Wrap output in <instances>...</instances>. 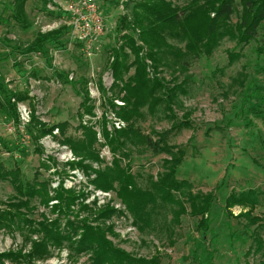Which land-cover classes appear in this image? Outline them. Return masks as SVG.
<instances>
[{
	"label": "rangeland",
	"instance_id": "1",
	"mask_svg": "<svg viewBox=\"0 0 264 264\" xmlns=\"http://www.w3.org/2000/svg\"><path fill=\"white\" fill-rule=\"evenodd\" d=\"M10 1L6 0L7 9H4L0 21V84L3 90L27 93L33 97L36 114L43 123L52 126L67 122L65 136L80 137L81 132L77 130L81 113L79 104L85 87L95 109L93 117L83 116V124L92 123L98 132L97 139L103 142L99 129L102 113H106L108 130L115 123V116L106 105L112 94L106 51L115 45L118 19L127 15L132 5L141 0H93L92 18L100 17L103 27L93 41L90 39L91 44L85 43L84 30L76 24V18H80L81 14L74 15L69 11L66 7L68 1L60 0L64 2L62 4L53 1L51 5L43 6L40 0H27L29 28L26 30L7 20ZM69 1L76 5L81 0ZM170 1L182 7L191 0ZM79 7L83 8L80 4ZM235 20L233 16V23ZM53 30L61 32L45 43L42 50L24 52L38 33ZM168 42L184 52L183 42ZM255 44L253 42L245 47L239 58L224 71L221 69L227 64V54L236 51L235 42L228 38L220 40L210 57L202 56L190 61L187 71L173 63L170 69L163 68L160 77L168 82L175 80L180 83L185 77H191L189 81L185 80L186 93L177 96L169 116L162 107L153 115L143 109L144 117L137 120L144 133L156 138V134L168 130L175 121L188 119L189 126L179 134H170L168 144L184 150L176 178L191 183L193 194L211 193L214 197L210 223L205 231L196 228L199 218L179 214L176 207L159 203L154 208L151 227L139 230L114 192L94 188L77 169L69 171L66 164L78 159L60 144L62 137L57 130L53 136L48 135L37 144L31 140L25 130L30 115L27 102L17 103L18 123L0 112V162L7 169L19 167L27 181H31L38 172V180L48 181L51 188L62 183L65 189L84 195L83 204L90 210L79 213L78 219L88 217L91 221L99 209H114L116 214L100 221L99 225L110 227L112 234L106 232L107 238L133 258L149 260L157 257L159 264H259L264 261V256L253 252L251 238L256 225L247 224L245 218L234 217L242 211L240 207L232 209L233 217L224 212L225 199L232 192L239 194L256 189L261 194L253 215L264 217V122L253 114L254 108L263 109V103L259 98L249 99V105L254 107L252 112L243 105L245 86L255 87V91L258 87L264 88V56L253 52ZM65 75L68 82L63 80ZM115 103L119 105L118 100ZM22 107L28 115L27 122L22 119L25 116ZM37 145L43 149L42 155L35 152ZM47 157L49 160L42 165ZM100 158L102 164H90L92 169L103 170L111 166L113 156L107 147L101 149ZM167 159L169 157L164 154L154 155L139 146L129 147L127 156L120 160L122 166L130 168L131 174L139 175L138 185L146 188L148 182L155 181L164 172V161ZM14 195L11 185L0 181L1 211L6 210L7 202ZM183 207L188 213V204ZM74 209L76 211L71 219L78 216L77 207ZM21 212L22 218L16 219L13 225L10 221L9 226L0 222V254H27L32 242L38 241L40 236L31 232L32 228L25 223V219L32 220L35 225L43 217L49 221L56 217L50 206L44 208L37 200L31 201ZM257 232L264 241V227L257 228ZM70 253L66 247H51L48 258L35 259L30 264H90L89 254L75 256ZM4 264L27 263L4 261Z\"/></svg>",
	"mask_w": 264,
	"mask_h": 264
},
{
	"label": "trees",
	"instance_id": "2",
	"mask_svg": "<svg viewBox=\"0 0 264 264\" xmlns=\"http://www.w3.org/2000/svg\"><path fill=\"white\" fill-rule=\"evenodd\" d=\"M43 6L52 0H40ZM27 0H12L9 3L7 20L13 21L22 30L29 28L25 4ZM5 9H7L5 7ZM236 20L233 23L232 17ZM2 21V16H0ZM117 35L115 45L106 51L108 69L112 77L109 87L111 98L106 100L107 109L115 118L124 123V127L116 129L111 126L108 130L106 113H102L99 121L100 137L91 123L83 124V116H94V106L89 99L87 89H82V100L79 104V124L77 130L80 137L65 136L68 123H58L48 126L36 114L33 97L24 92L4 91L0 84L3 99L0 100V112L14 123H18L17 103L27 102L30 106L29 121L25 130L31 140L38 143L46 136H53L57 130L62 140L60 144L66 146L72 155L78 159L70 162L69 171L79 170L87 178L88 183L103 192H114L116 198L125 206L133 218V224L139 229L152 225V214L156 204L176 207L179 214L186 213L199 218L197 230H207L210 219L213 195L193 194L192 185L186 180L176 178L177 167L184 158V150L168 144V136L179 134L189 126L188 119H179L168 130L156 134V138L144 133L137 125V120L144 117L143 109L148 114H155L160 107L170 114L175 106L178 95L186 93L184 81H166L160 77L162 69H170V64H176L187 71L190 61L203 57H210L223 38L235 42V50L227 54V64L224 71L235 62L243 49L255 42L253 52L257 56H264V0H191L182 7H178L170 0H141L132 5L127 15L117 21ZM60 30L38 33L27 46L25 53L39 52L48 41L60 34ZM169 40L184 43V52L170 44ZM189 57V60H184ZM149 62V64L147 63ZM220 71V70H218ZM68 82L67 76L63 77ZM264 88L245 86L243 105L253 108L248 100L255 97L263 103V109L254 108L253 114L264 122ZM118 100L122 105H117ZM103 105V103L101 104ZM167 116V115H165ZM142 146L154 155L164 154L169 159L164 161L165 170L155 180L148 182L146 188L137 183L138 174H131L130 168L121 165V160L127 156L129 147ZM107 147L112 154L111 166L103 170H94L90 164H102L100 151ZM35 152L43 154L40 145ZM119 157V158H118ZM121 159V160H120ZM49 160H44L46 164ZM93 176V177H92ZM36 172L31 181L23 178L19 167L5 168L0 162V181L8 182L14 196L6 204V210H0V222L13 225L16 219H21L22 210L27 209L31 201L37 200L44 208L50 206L55 218H42L33 225L32 220H24L32 228V233L39 235L38 241H33L27 254L21 252H7L0 254V264L44 260L49 257V248H68L75 256L89 254L90 264H159L158 258H133L125 251L116 247L108 238L112 234L110 227H101L99 222L110 219L116 214L112 208L99 209L95 218L88 221V217H81L79 213L89 212L90 208L83 204L84 195L80 196L72 189H65L62 183L51 188L48 181H39ZM260 192L248 189L243 193L232 192L224 203V212L233 217L232 209L240 207L242 211L234 216L245 218L249 225H256L251 235L253 252L264 256V241L260 238L257 228L264 227V217L253 215L258 206ZM82 198V199H81ZM54 202L49 205V203ZM188 204L189 212L184 209ZM77 217H71L76 211ZM155 212V211H154ZM9 226V225H8ZM5 227V226H4ZM110 234V235H111ZM259 264H264L261 261Z\"/></svg>",
	"mask_w": 264,
	"mask_h": 264
},
{
	"label": "built area",
	"instance_id": "3",
	"mask_svg": "<svg viewBox=\"0 0 264 264\" xmlns=\"http://www.w3.org/2000/svg\"><path fill=\"white\" fill-rule=\"evenodd\" d=\"M78 2V1H77ZM76 2V3H77ZM92 2L93 0H81L80 3H77L76 5H74L73 3H68V5L66 7H68V10L71 11L74 15H78V13L81 14L80 18L78 16V18H76L77 20V26L80 24L81 25V29L84 30L83 31V38H86L85 43L91 44V40L93 41L95 34H97L99 31H101V28L103 27L102 25V19L99 18H92ZM79 4L81 5L80 8ZM74 17V16H72ZM78 28V27H77ZM91 39V40H90ZM149 64V62H147ZM118 104V103H117ZM119 105H122L121 102H119ZM23 108V107H22ZM23 112L24 115L26 116H22L23 121L27 122L28 119V115L25 112V109L23 108ZM115 123L113 124L115 128L119 129L122 126V123L120 124V122L115 119Z\"/></svg>",
	"mask_w": 264,
	"mask_h": 264
},
{
	"label": "crops",
	"instance_id": "4",
	"mask_svg": "<svg viewBox=\"0 0 264 264\" xmlns=\"http://www.w3.org/2000/svg\"><path fill=\"white\" fill-rule=\"evenodd\" d=\"M12 1V0H11ZM10 1V2H11ZM53 1L54 2H59V4H62V3H66L67 1L68 2H70L69 0H63L64 2H60V0L59 1H55V0H52V2L51 3H49V4H47V5H51L52 3H53ZM26 5H27V2H26V4H25V12H26ZM5 7H6V0H0V16H2V14H3V12H4V9H5Z\"/></svg>",
	"mask_w": 264,
	"mask_h": 264
}]
</instances>
